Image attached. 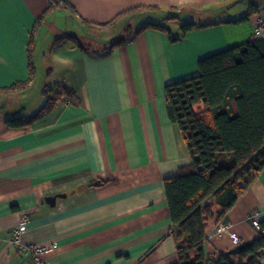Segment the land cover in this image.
Returning a JSON list of instances; mask_svg holds the SVG:
<instances>
[{
	"label": "crops",
	"instance_id": "crops-1",
	"mask_svg": "<svg viewBox=\"0 0 264 264\" xmlns=\"http://www.w3.org/2000/svg\"><path fill=\"white\" fill-rule=\"evenodd\" d=\"M50 1L0 0V88L29 77L32 32ZM250 1L61 0L46 14L34 31V79L26 87L0 90V264H32L11 241L20 223L26 225L24 243L58 244L44 254L54 264L178 260L164 180L192 157L168 115L165 86L198 75L199 59L250 40L264 18V0H254L258 13L234 22L248 12ZM142 6L147 8L113 26L99 25ZM199 14L206 21L196 20ZM170 15L180 17L167 20ZM141 21H164L177 34L183 22L196 25L177 41L148 27L106 50L117 40L110 37L117 27L134 30ZM60 36L65 37L56 41ZM40 42L48 43L42 47ZM40 60L54 87L74 88L83 102L60 98L45 116L11 126L7 118L31 114L25 111V98L35 85ZM98 178L110 180L82 186ZM60 192L67 196L58 197L56 206L45 201ZM254 209L264 218V169L229 213L228 223L242 243L261 234L247 218ZM235 246L214 228L205 242L214 255ZM232 258L243 260L240 254ZM260 260L264 264V255Z\"/></svg>",
	"mask_w": 264,
	"mask_h": 264
},
{
	"label": "trees",
	"instance_id": "trees-1",
	"mask_svg": "<svg viewBox=\"0 0 264 264\" xmlns=\"http://www.w3.org/2000/svg\"><path fill=\"white\" fill-rule=\"evenodd\" d=\"M60 3L61 0L50 1L34 31ZM145 8H130L99 25L113 26L119 18ZM259 11V5L251 0L248 12L234 22L245 21ZM179 17L170 15L166 19ZM195 25L193 21L183 22L179 34H174L164 21H147L134 30L129 26L132 36L117 39L106 50H113L148 27L165 31L172 41H177ZM34 31L28 47L29 77L1 91L26 87L34 79ZM78 44L86 49L81 42ZM198 65V75L165 86L168 115L180 128L192 157L191 163L180 166L176 175L164 180L171 233L177 246L178 260L173 264H263L264 218L260 219L261 234L240 251L241 261L227 252L208 253L205 242L211 229L228 223L231 209L264 169V36L255 34L245 43L199 59ZM43 93L46 101L38 110L9 117L7 123L29 125L51 112L60 98L73 104L83 102L78 92L67 85L45 88ZM109 180L98 178L82 186H100Z\"/></svg>",
	"mask_w": 264,
	"mask_h": 264
},
{
	"label": "built area",
	"instance_id": "built-area-1",
	"mask_svg": "<svg viewBox=\"0 0 264 264\" xmlns=\"http://www.w3.org/2000/svg\"><path fill=\"white\" fill-rule=\"evenodd\" d=\"M264 32V18L260 17L258 20V25L255 28L254 33L257 35H261ZM260 211L254 209L248 212L247 218L251 221V223L258 229H261L260 224ZM264 213V210H263ZM26 229V225L24 223H20L17 227L13 229L11 234V241L13 244L17 245L24 251L25 257L30 259L32 264H54L51 261H47L44 257V254L49 250L56 248L58 244L56 242L49 244H41V243H24L22 241V234ZM216 235L224 236L229 235L235 245H239L242 243V239L238 236L231 227L230 223H224L220 225L216 229Z\"/></svg>",
	"mask_w": 264,
	"mask_h": 264
},
{
	"label": "rangeland",
	"instance_id": "rangeland-1",
	"mask_svg": "<svg viewBox=\"0 0 264 264\" xmlns=\"http://www.w3.org/2000/svg\"><path fill=\"white\" fill-rule=\"evenodd\" d=\"M195 19L198 21H206L207 16L199 14L196 16ZM142 23H143V21L139 22L137 24V26L141 25ZM133 27H136V24H133ZM171 27H172L173 32L175 34H177L178 30H176L175 26L171 25ZM118 28L119 27H117L116 30H114V32H115L114 35H112L110 37H113V39H119L121 37H125V36L129 35L128 31H120ZM45 29H50V28L44 27V31H46ZM111 34H113V33L111 32ZM47 43L48 42H40V45H42V47H45L47 45ZM44 63H45V61H44ZM38 67H39V72H37V75H36L35 85L29 90V94L26 95V98H25V100H28V103H27L28 108L25 111L26 112L28 111L30 113L35 112L45 103L46 96L44 94H42V92H41L43 89H45L47 87L56 88V87H54L55 83H53L52 80L48 79L47 77H44L43 71H45V69H43L44 64H43L42 60H40V62L38 63ZM15 102H17V101H14L13 103H15ZM7 108L11 109L12 107L9 106ZM8 109H7V111H8Z\"/></svg>",
	"mask_w": 264,
	"mask_h": 264
},
{
	"label": "water",
	"instance_id": "water-1",
	"mask_svg": "<svg viewBox=\"0 0 264 264\" xmlns=\"http://www.w3.org/2000/svg\"><path fill=\"white\" fill-rule=\"evenodd\" d=\"M67 196V193L66 192H60V193H57V194H53V195H48L45 197V201L50 204L51 206H56V203H57V198L58 197H66ZM250 242V241H249ZM249 242H244V243H241L231 249H229L227 251V253L229 255H233V254H239L240 251L249 244Z\"/></svg>",
	"mask_w": 264,
	"mask_h": 264
}]
</instances>
